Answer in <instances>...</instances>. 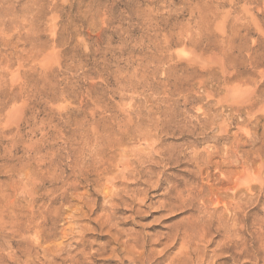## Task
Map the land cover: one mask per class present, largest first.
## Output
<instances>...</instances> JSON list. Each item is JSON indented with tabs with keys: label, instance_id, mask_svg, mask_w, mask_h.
<instances>
[{
	"label": "rangeland",
	"instance_id": "1",
	"mask_svg": "<svg viewBox=\"0 0 264 264\" xmlns=\"http://www.w3.org/2000/svg\"><path fill=\"white\" fill-rule=\"evenodd\" d=\"M0 9V264H264V0Z\"/></svg>",
	"mask_w": 264,
	"mask_h": 264
},
{
	"label": "bare ground",
	"instance_id": "2",
	"mask_svg": "<svg viewBox=\"0 0 264 264\" xmlns=\"http://www.w3.org/2000/svg\"><path fill=\"white\" fill-rule=\"evenodd\" d=\"M2 2H3V1H2ZM10 4H11V3H10ZM10 4H9V5H10ZM7 6H8V5H7ZM4 7H5V6H4ZM9 7H10V6H9ZM7 8H8V7H7ZM10 8H11V7H10ZM4 9H5V8H4ZM8 9H9V8H8ZM0 10H1V9H0ZM10 11H11V10H10ZM10 11H6L5 14L2 13L3 15H5V19L7 18L6 16H7L8 14H11ZM2 12H3V11H2ZM12 12H13V11H12ZM27 12H28V11H27ZM0 13H1V12H0ZM16 13H17V12H16ZM6 14H7V15H6ZM27 14H28V13H27ZM27 14H26V15H27ZM3 15H2V16H3ZM15 16H16V15H15ZM21 17H23V16H21ZM29 17H30V16H29ZM31 17H32V16H31ZM27 18H28V17H27ZM20 19H21V18H20ZM22 19H23V18H22ZM22 19H21V20H22ZM25 19H26V18H24V20H25ZM0 20H1V18H0ZM6 20L8 21V19H6ZM6 20H5V21H6ZM9 21H10V20H9ZM17 21H18V20H17ZM19 21H20V20H19ZM22 21H23V20H22ZM32 21H33V20H32ZM12 22H13V21H12ZM12 22H11V23H12ZM15 22H16V21H15ZM27 22H29L28 19H27V21H25V23H27ZM7 23H8V22H7ZM8 24H9V23H8ZM8 24H7V25H8ZM19 24L21 25V24H23V23L21 22V23H19ZM27 24H28V23H27ZM4 25L6 26V24H4ZM32 25H33V24H32ZM32 25H31V27H32ZM0 26H1V24H0ZM23 26H24V25H23ZM26 26H27V25H25V27H26ZM3 27H4V26H3ZM4 28H5V29H2V32H3V30L8 29V27H7V28L4 27ZM23 28H24V27H23ZM26 29H27V28H26ZM30 30H31V28L29 29V33H30V35H32V34H31V31H32V30H31V31H30ZM2 32H1V34H2ZM5 32H6V31H4L3 34H4ZM7 32H8V31H7ZM27 32H28V30H27ZM29 33H27V35H26L28 38H29V36H30ZM28 35H29V36H28ZM0 36H1V35H0ZM1 37H2V36H1ZM3 37H4V36H3ZM5 38H6V37H5ZM5 38H4V39H5ZM8 38H9V35H8ZM30 38H32V37L30 36ZM30 38H29V39H30ZM10 39H11V38H9V40H10ZM209 147H210V146H209ZM210 159H211V158H210ZM201 172H202V171H201ZM213 192H214V191H213ZM197 194H198V193H196V195H197ZM199 194H201V193L199 192ZM192 195H193V194H192ZM192 195H190V196H192ZM196 195H195V196H196ZM186 196H187V195H186ZM193 196H194V195H193ZM201 197H202V196H201ZM201 197L199 196V199H200ZM192 198H193V197H192ZM204 198H205V197H204ZM188 199H189V197H188ZM195 199H196V198H195ZM195 199H194V200H195ZM181 200H182V199H181ZM190 200H191V197H190ZM190 200H189V201H190ZM192 200H193V199H192ZM192 200H191V201H192ZM191 201H190V203L194 205V203L191 202ZM181 202H182V201H181ZM185 202L187 203L188 201L185 200ZM185 202H184L183 204H185ZM170 204H171V203H170ZM186 205H188V203H187ZM164 206H165V205H164ZM177 206H178V205H177ZM188 206L190 207L191 205L189 204ZM188 206H187V207H188ZM191 207H192V206H191ZM197 207L199 208V206H197ZM180 208H182V206H181ZM198 208H197V209L193 208V209L198 210ZM183 210H184V209H183ZM203 210H204V209H203ZM184 211H185V210H184ZM192 211H193V210H192ZM198 211L201 212L200 210H198ZM206 220H208V219H206ZM210 220H211V218H210ZM209 222H211V221H209ZM6 224H7V223H6ZM26 224H27V223H26ZM195 224H196V223H195ZM195 224H194V225H195ZM195 227H198V226H195ZM193 228H194V227H193ZM198 229H199V228H198ZM201 229H202V228H201ZM119 232H120V231H118V233H119ZM120 234H121V232H120ZM117 235H118V234H117ZM121 235H122V234H121ZM169 235H170V234H169ZM201 235H205V234L203 233V234H200V236H201ZM229 235H230V233H229ZM233 235H234V234H233ZM118 236H119V235H118ZM118 236H117V239H116V240H119ZM144 236H145V235H144ZM167 236H168V235H167ZM187 236H188V235H187ZM231 236H232V234H231ZM171 237H172V235H171ZM176 237H177V236H176ZM201 237H202V236H201ZM203 237H204V236H203ZM203 237H202V238H203ZM120 238H121V237H120ZM134 238H135V237H134ZM202 238H201V241H202ZM205 238H206V237H205ZM205 238H203L204 241H205ZM113 239H114V238H113ZM109 240H110V239H109ZM136 240H137V239H136ZM167 240H168V239H167ZM110 241H111V240H110ZM137 241H139V240H137ZM121 242H122V241H121ZM121 242H120V245H121ZM127 242H128V241H127ZM133 242L135 243L136 241H133ZM133 242H132V243H133ZM174 242H175V241H174ZM110 243H111V242H109L108 244L110 245ZM113 243H115V242H113ZM116 243H117V241H116ZM123 243H124V242H123ZM123 243H122V244H123ZM145 243H146V242H145ZM138 244H140V243H138ZM106 245H107V243H106ZM109 245H107V246H109ZM124 245H125V244H124ZM124 245H122V246H124ZM128 245L130 246V243H129ZM132 245L135 246V244H131V246L129 247V249H132ZM136 245H137V244H136ZM175 245H176V244H175ZM122 246H121V247H122ZM126 246H127V245H126ZM148 246H149V245H148ZM119 247H120V246H119ZM135 247H136V246H135ZM142 247H143V246H142ZM151 247H152V246H151ZM174 247H175V246H174ZM113 248H114V247H113ZM133 248H134V247H133ZM138 248H139V247H138ZM169 248H170V247H169ZM44 249H45V248H44ZM122 249H123V248H122ZM127 249H128V247H127ZM134 249H135V248H134ZM134 249H133V251H134ZM142 249H143V248H142ZM142 249H141V252H142V251L144 252V250H142ZM152 249H153V248H152ZM152 249H151V250H152ZM164 249H165V248H164ZM171 249H172V248H171ZM105 250H106V249H105ZM110 250H111V249H110ZM137 250H138V249H137ZM153 250H154V249H153ZM168 250H169V249H168ZM118 251H119V249H116V250H113V252H112V254L115 255V256H113V257L116 258V261H115V262H117V264H132V263H137V264H147V263H148V262L145 260V258L143 259V258L141 257V255H140L141 252L138 253L140 256L136 257V255H137V254H135V253H137L136 251H134L135 253H133V251L131 252L130 250H127L126 252H127V255H128V256H121V257H120V253H118ZM128 251H130V252H128ZM149 251H150V249H149ZM165 251H167V250H165ZM102 252H104V251H102ZM143 252H142V254H143ZM150 252H151V251H150ZM44 253H45V252H44ZM155 253H157V252H155ZM165 253H166V252H165ZM167 253H168V252H167ZM104 254H105V253H104ZM110 254H111V253H110ZM157 254H158V253H157ZM124 255H125V254H124ZM149 255H150V253H149ZM182 255H183V254H182ZM193 255H194V254H193ZM109 256H110V255H109ZM150 256H152V255H150ZM158 256H159V255H158ZM166 256H167V255H166ZM186 256H187V254H186ZM195 257H196V256H195ZM154 258H156V257H154ZM107 259H108V258H107ZM113 259H114V258H113ZM113 259H112V260H113ZM151 259H152V258H151ZM151 259H150V260H151ZM154 260H155V259H154ZM162 260H164V259H162ZM173 260H174V259H172L171 261H173ZM177 260H179V259H177ZM151 261H152V260H151ZM151 261H150V263H151ZM160 261H161V259L159 258V259L155 260V262L152 261L151 264H159ZM171 261H170V262H171ZM175 261H176V260H175ZM187 261H188V259H187ZM202 261H203V260H202ZM211 261H212V260H211ZM170 262H169V263H170ZM169 263H168V264H169ZM172 263L174 264V262H172ZM181 263H182V262H181ZM181 263H179V264H181ZM199 263H200V262H199ZM199 263H198V264H199ZM184 264H186V263H184ZM190 264H192V263H190ZM213 264H214V263H213Z\"/></svg>",
	"mask_w": 264,
	"mask_h": 264
}]
</instances>
